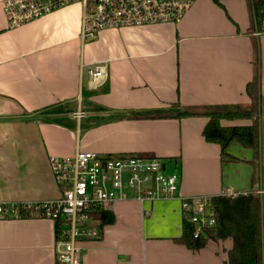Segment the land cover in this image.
I'll use <instances>...</instances> for the list:
<instances>
[{"label":"crops","instance_id":"0c3cea01","mask_svg":"<svg viewBox=\"0 0 264 264\" xmlns=\"http://www.w3.org/2000/svg\"><path fill=\"white\" fill-rule=\"evenodd\" d=\"M0 0V264H57L55 221L12 214L58 199L51 156L78 152L155 156L181 175L184 197H261L264 264V31L254 0H195L178 23L104 29L82 37L80 3L10 27ZM106 63L93 87L89 68ZM258 147L206 140L210 117L182 116L254 105ZM253 87V86H252ZM82 110L81 118L75 112ZM256 117L221 119L250 126ZM236 197V196H233ZM98 238L83 239L81 264H225L232 237L193 249L182 243L180 198L118 201Z\"/></svg>","mask_w":264,"mask_h":264},{"label":"built area","instance_id":"2783aa9c","mask_svg":"<svg viewBox=\"0 0 264 264\" xmlns=\"http://www.w3.org/2000/svg\"><path fill=\"white\" fill-rule=\"evenodd\" d=\"M195 0H5L4 10L10 27L41 18L64 6L80 3L83 9L82 37L97 38L104 29H121L159 23L180 22ZM264 31V11L261 19ZM93 87L105 83L107 64L96 63L89 68ZM84 115L75 112L77 118ZM50 166L60 189L58 199L28 203L27 207L54 221H61L62 236L55 245L57 264H81L83 239L101 235L99 221L91 213L118 201L180 198L187 221L195 226V236L217 224L212 197H184L180 193L181 175L169 170L166 162L155 156L103 155L78 152L73 156H51ZM224 195L238 196L229 191ZM6 215L10 210L3 207ZM17 214V211H12Z\"/></svg>","mask_w":264,"mask_h":264},{"label":"trees","instance_id":"16d2710c","mask_svg":"<svg viewBox=\"0 0 264 264\" xmlns=\"http://www.w3.org/2000/svg\"><path fill=\"white\" fill-rule=\"evenodd\" d=\"M221 3L223 0H214ZM255 15L259 24V31L262 30L261 19L264 11V0H254ZM258 79L251 85L250 93L253 95L254 105L250 109L241 106L234 108L222 107L217 110L196 111L183 110L176 116H199L210 117L204 135L207 141L219 143L223 149L233 141H239L246 147H258L260 140V99ZM253 86V87H252ZM256 117L253 125L250 126H223L221 119ZM212 203L217 214V224L214 227L205 228L203 232L195 236V226L184 219L183 234L179 238L188 247L198 249L204 246L209 239L228 238L234 240V247L231 250L230 258L225 264H263V239H262V213L261 197L255 194L238 195H217L212 197ZM18 216L32 217L43 216L39 212L27 206H21ZM93 219L99 221L100 226L112 222V212L105 208H99L91 213ZM56 239L62 236L61 221H55Z\"/></svg>","mask_w":264,"mask_h":264},{"label":"rangeland","instance_id":"374dc122","mask_svg":"<svg viewBox=\"0 0 264 264\" xmlns=\"http://www.w3.org/2000/svg\"><path fill=\"white\" fill-rule=\"evenodd\" d=\"M114 156H118V155H114ZM167 167L169 170L175 169L171 164H169V165L167 164Z\"/></svg>","mask_w":264,"mask_h":264}]
</instances>
